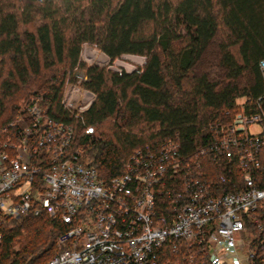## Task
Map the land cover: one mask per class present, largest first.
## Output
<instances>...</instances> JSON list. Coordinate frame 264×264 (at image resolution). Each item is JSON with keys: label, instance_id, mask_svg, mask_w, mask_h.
Here are the masks:
<instances>
[{"label": "trees", "instance_id": "trees-1", "mask_svg": "<svg viewBox=\"0 0 264 264\" xmlns=\"http://www.w3.org/2000/svg\"><path fill=\"white\" fill-rule=\"evenodd\" d=\"M84 43L110 62L123 55L145 59L132 71L86 67L82 86L95 99L77 119L63 107L62 90L66 76L83 67ZM262 59L264 0H0L3 97L41 77L31 96L42 95L52 116L74 125L77 144L105 180L123 173L135 149L168 139L196 161L209 126L227 121L223 113L238 98L264 115ZM30 97L12 103L0 129ZM85 126L91 135H84ZM201 162L213 175L224 170L220 161ZM9 222L1 228L0 264H45L66 230L46 213Z\"/></svg>", "mask_w": 264, "mask_h": 264}, {"label": "built area", "instance_id": "built-area-1", "mask_svg": "<svg viewBox=\"0 0 264 264\" xmlns=\"http://www.w3.org/2000/svg\"><path fill=\"white\" fill-rule=\"evenodd\" d=\"M259 66L264 78V59ZM43 101L31 96L0 129V241L7 219L46 213L66 230L45 264H264L259 106L247 110L242 101L225 110L227 121L209 126L196 161L168 139L135 149L123 173L105 180L77 144L74 125ZM253 125L260 130L252 133ZM201 160L224 170L213 175Z\"/></svg>", "mask_w": 264, "mask_h": 264}, {"label": "rangeland", "instance_id": "rangeland-1", "mask_svg": "<svg viewBox=\"0 0 264 264\" xmlns=\"http://www.w3.org/2000/svg\"><path fill=\"white\" fill-rule=\"evenodd\" d=\"M144 57L136 55H123L122 57L110 62V59L103 54L94 45L84 43L80 54V61L83 67L76 68L73 70L74 75L66 76L64 86L62 90V102L66 109L70 110L71 113L82 114L94 101L95 95L89 90L83 88L82 83L86 80V67L96 66L99 68H107L110 70L125 69L132 71L135 67L143 65ZM8 61V59H7ZM82 74L83 79L77 77L78 74ZM3 78L6 76L4 73ZM60 76V74H58ZM72 77V78H70ZM2 78V79H3ZM41 77L36 76L26 84H21L16 90L13 91L9 96L3 97L2 89L0 87V125L9 115L10 106L12 103H19L26 100L32 95V92L36 90L37 85ZM1 82V79H0ZM244 97L236 99L235 103H241L245 101ZM107 125L111 123L110 120L106 121ZM260 129L258 126H251L250 131L252 133L258 132ZM4 225L7 227L10 225L9 219L5 221Z\"/></svg>", "mask_w": 264, "mask_h": 264}]
</instances>
